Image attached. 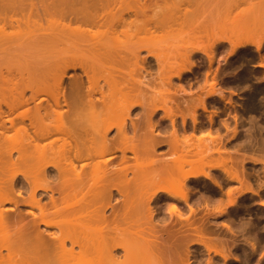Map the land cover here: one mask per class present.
Returning a JSON list of instances; mask_svg holds the SVG:
<instances>
[{
  "label": "bare ground",
  "instance_id": "obj_1",
  "mask_svg": "<svg viewBox=\"0 0 264 264\" xmlns=\"http://www.w3.org/2000/svg\"><path fill=\"white\" fill-rule=\"evenodd\" d=\"M159 1L0 0V264H264V37Z\"/></svg>",
  "mask_w": 264,
  "mask_h": 264
},
{
  "label": "rangeland",
  "instance_id": "obj_2",
  "mask_svg": "<svg viewBox=\"0 0 264 264\" xmlns=\"http://www.w3.org/2000/svg\"><path fill=\"white\" fill-rule=\"evenodd\" d=\"M174 0H172V2H173ZM177 1H179V0H177ZM181 1V0H180ZM184 1V0H183ZM201 2H199V0H198V2L199 3H201L202 4V2L204 3V5L202 6L201 4H199V5H201L202 7H205V11L202 9V12H205V19H206V17H208L205 21L203 20L202 22H207V20H208V24H206V23H204V25L205 26H207V28L209 29V25L210 26H213V24L214 25H216V27H214V29H212V30H215V32L213 31L212 32V30H210L209 29V31L208 30H206V32H205V30H202L201 31V29H199V30H197L198 28H200V27H197L196 28V31H199L194 37H193V39L196 41H194L195 43H197L198 42V44L200 45V43L199 42H201V43H203L204 45H200L199 47L196 45V47L195 46H191V45H189V42L187 43L186 42V44H188L189 45V47L188 46H183L181 43H184L185 42V40H184V42L182 41L184 38H186V33L185 32H187V33H189V31H190V29H191V27H189V26H186V28H183V31H185V32H183L184 34H185V36L183 37V39H181L180 37H179V35L181 36V33L178 35V37H179V39L182 41H180L181 43V45L179 44V43H177V42H175L174 40H173V42H172V44L174 43V44H177V45H179L180 46V48L182 47H188V48H190V46L191 47H193V49H194V47L196 48V49H199L201 46H205L206 44H208V43H216L215 41H217L218 42V40L219 41H221V40H223V37L224 38H226V36L228 37H230V36H235V35H237L238 33H240V34H245L246 33V35L244 36H240V34H238L240 37H247V35H248V37L247 38H249V36L251 37L253 34H255L254 36H255V39H256V37L259 35H261L259 38H261V39H263L262 37H264V10H263V6H262V4H261V0H224V1H222V0H207V1H205V0H200ZM162 2V3H161ZM172 2H167V4H165V3H163V1H159V4H160V7H163V8H166L165 10H168V11H174V10H172L171 9V4L170 5H168V3H172ZM191 3H192V5H193V7H194V4L195 3H197V2H195V1H190ZM217 2H218V4H217ZM177 3V2H176ZM175 3V4H176ZM182 4L183 3H188L187 2V0H185L184 2H181ZM180 3V4H181ZM191 3L189 4H187V5H189V7L191 6ZM179 4V3H178ZM179 4V5H180ZM181 4V5H182ZM205 4L206 5H208V6H205ZM217 6H216V5ZM230 4V5H229ZM177 5V4H176ZM175 5V6H176ZM187 5H185V6H187ZM196 5V4H195ZM198 5V6H199ZM216 7H215V6ZM220 5V6H219ZM184 5H183V7L181 6L180 8H183V9H186V7H185ZM168 7H170V8H168ZM185 7V8H184ZM188 7V6H187ZM188 7V8H189ZM192 7V6H191ZM213 7V8H212ZM230 7V8H229ZM195 8V7H194ZM199 8V7H198ZM197 8V10L199 11L200 9H198ZM226 8V9H225ZM182 9V10H183ZM209 10V12H207L208 10ZM211 9V10H210ZM213 9V10H212ZM188 9H186V11H187ZM189 10H192V8H190ZM194 10V9H193ZM228 10V11H227ZM185 10L184 11H182L181 13H180V15H182L184 18L186 17V16H184L187 12H186ZM211 11V12H210ZM212 11H214V12H212ZM175 12V11H174ZM183 12H185V14L183 13ZM189 12V11H188ZM192 12V11H191ZM194 12V11H193ZM200 12V11H199ZM199 12H195V13H197V15H199V14H202L201 12L199 13ZM219 14H218V13ZM225 12H226V14H225ZM228 12V13H227ZM183 13V14H182ZM190 13V12H189ZM194 13V14H195ZM207 13V14H206ZM214 13H215V15H216V17H215V15H214ZM211 14H213V16L211 15ZM229 14H230V16H229ZM188 15H191L192 16V14H188ZM196 15V14H195ZM196 15V16H197ZM220 15V16H219ZM223 15V16H222ZM190 16V18H192ZM203 16H201L200 17V15H199V18L201 19ZM189 17V16H188ZM194 17V16H193ZM203 17V18H204ZM222 17L223 18H226V19H224L225 20V22H222L223 20H222ZM228 17V18H227ZM231 17V18H230ZM196 18V17H195ZM198 18V20L200 21V19ZM210 18V19H209ZM217 18H218V20H217ZM219 18H221V19H219ZM186 19H188V18H186ZM231 21H230V20ZM188 20H190V19H188ZM195 20V19H194ZM217 20V21H216ZM222 20V21H221ZM196 21V20H195ZM195 21H194V23H195ZM199 21H196V22H199ZM229 21V22H228ZM193 22V21H192ZM211 22V23H210ZM216 22H219V23H216ZM226 22H228V23H226ZM189 23H190V21H189ZM194 23H193V25H194ZM221 23H224V24H226L225 26H223L224 24H222V26L223 27H220V25H221ZM196 24H199V23H196ZM218 24V25H217ZM199 25H201V24H199ZM204 25H203V27H201L202 29H204ZM191 26V25H190ZM202 26V25H201ZM195 27V25L194 26H192V28H193V30H192V33L194 32V28ZM212 27V28H213ZM216 28V29H215ZM218 28H220V29H218ZM13 28H11V29H9V31H16L17 29H13ZM31 29H36V25H31ZM206 29V28H205ZM218 29V30H217ZM8 30V29H7ZM178 30H175V32H176V35H177V33H179V31H181L182 32V30H179L178 32H177ZM195 31V32H196ZM159 32V31H158ZM173 32V31H172ZM210 32V33H209ZM212 32V33H211ZM247 32H249L250 33V35H249V33H247ZM252 32V33H251ZM19 32H16V36H18V35H20L19 37H15L14 38V44H13V46L15 45H17V49H18V47H19V50H21V49H23V48H25L26 47V45L25 44H27L26 43V36L27 35H24L25 33H22V32H20V33H22V34H18ZM191 33V32H190ZM237 33V34H236ZM259 33V34H258ZM172 34V36H173V34H175V33H169L168 34V36H170ZM159 34L157 33V36H158ZM161 35V34H160ZM176 35L175 36H173V39H175L174 37H176ZM191 35V34H190ZM189 35V36H190ZM193 35V34H192ZM167 35H166V37H168ZM172 36H170L169 38H171ZM164 37V36H163ZM188 37V36H187ZM233 37H231V38H233ZM237 37V39L238 38H240V37H238V36H236ZM236 37H234L233 39H235ZM253 37V36H252ZM160 38H162V37H160ZM160 38H158L157 39V41L159 40V41H161L160 40ZM191 38V37H190ZM254 38V37H253ZM163 39H165V37L164 38H162V40ZM166 39H168V38H166ZM166 39H165V41H166ZM192 39V38H191ZM221 39V40H220ZM242 39V38H241ZM257 39H258V37H257ZM260 39V40H261ZM156 40V39H155ZM169 40H171V39H169ZM168 40V42L166 41V42H164V44L165 43H169V42H171V41H169ZM158 41V42H159ZM192 41V40H191ZM190 41V42H191ZM155 42V44H154V46H158L160 43L164 46V47H166L165 48V50L163 51L162 49H160V50H162V52H163V54H165V56H167V57H172V55L171 54H173L174 52L172 51L173 49H175L174 48V46L175 45H173V46H171V43L170 44H168V46L166 45H164L163 44V41L162 42H160L159 44L158 43H156V41H154ZM193 43V42H192ZM20 44H21V46H20ZM158 44V45H157ZM24 45V47L23 48H21L22 46ZM209 45V44H208ZM208 45H206V46H208ZM12 46V47H13ZM15 46H14V48H15ZM160 46V45H159ZM171 46V48H169ZM210 46H212V44L210 45ZM11 47V48H12ZM164 47H159V48H164ZM176 47V46H175ZM9 48V47H8ZM14 48H12V49H14ZM158 49V47H155V50H157ZM176 48H178V46L176 47ZM180 48L178 49L179 51H180ZM187 48V49H188ZM202 48V47H201ZM210 48V47H209ZM169 49L171 50L170 52H173V53H171V54H166V53H168L169 52ZM186 49V50H187ZM192 49V50H193ZM204 49H206V47L204 48ZM208 49V48H207ZM8 50V49H7ZM15 50V49H14ZM175 50H177V49H175ZM184 50H185V48H184ZM184 50L182 51V52H184ZM189 50V49H188ZM187 50V51H188ZM191 50V49H190ZM8 51H10V50H8ZM179 51L177 52L178 54H180V53H182V52H180L179 53ZM160 52V51H159ZM169 52V53H170ZM186 52V51H185ZM176 53V52H175ZM4 54L6 55V53L4 52ZM176 55V54H175ZM174 55V56H175ZM200 55H202V54H200V53H198V55H196L195 57H196V60L198 61L197 62V67H196V71H200L202 68H203V66L204 65H206V63H207V61L206 60H204V59H200L199 57H200ZM4 61V60H3ZM6 61V60H5ZM5 61H4V63H5ZM264 61V60H263ZM4 65V64H3ZM216 65H223V62H222V64H220V63H218V64H216ZM75 71H71L69 74H71V76L72 75H74L75 73H74ZM188 74V75H187ZM188 77V78H187ZM182 79V80H181ZM181 79H175L173 82L175 83V85L177 84V85H179L181 82H182V84H184L185 85V87L189 90L190 89V87H189V84H187L188 85V87L186 86V83H187V80H188V82L190 83V82H192V80L193 79H195L193 76H192V73H186V75H185V78H181ZM191 80V81H190ZM196 80V79H195ZM186 81V82H185ZM179 82V83H178ZM196 82H198V81H194L193 80V82H192V86H191V89H192V91L191 92H194V90H193V88L195 87V90H196V88H197V85H198V83L196 84ZM194 84H195V86H194ZM174 85V86H175ZM177 85H176V87H177ZM194 86V87H193ZM190 89V90H191ZM199 89V88H198ZM198 89H197V92H198ZM173 90H174V88H172V90H171V94L172 93H174L173 92ZM188 93L190 92V91H187ZM202 92V91H201ZM169 93V94H170ZM168 94V95H169ZM170 94V95H171ZM192 94V93H191ZM193 94H195V92L193 93ZM199 94H201V93H199ZM167 95V96H168ZM170 95H169V97H170ZM185 95H187V93H185ZM189 95H190V93H189ZM189 95H187L188 97H189ZM198 95V94H197ZM187 96H185V97H187ZM194 96H196V95H194ZM172 97V96H171ZM201 110L199 109V112H200ZM136 112V111H135ZM22 208V210L25 212L27 209H29V207H21Z\"/></svg>",
  "mask_w": 264,
  "mask_h": 264
}]
</instances>
